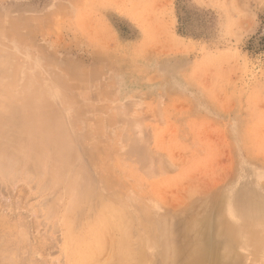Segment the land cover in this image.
I'll return each mask as SVG.
<instances>
[{
  "label": "rangeland",
  "instance_id": "obj_1",
  "mask_svg": "<svg viewBox=\"0 0 264 264\" xmlns=\"http://www.w3.org/2000/svg\"><path fill=\"white\" fill-rule=\"evenodd\" d=\"M2 150L0 264H264V0H0Z\"/></svg>",
  "mask_w": 264,
  "mask_h": 264
},
{
  "label": "bare ground",
  "instance_id": "obj_2",
  "mask_svg": "<svg viewBox=\"0 0 264 264\" xmlns=\"http://www.w3.org/2000/svg\"><path fill=\"white\" fill-rule=\"evenodd\" d=\"M2 63V62H1ZM137 122H139V121H137ZM136 122V123H137ZM135 126H137V125H135ZM141 126V125H140ZM141 128V127H140ZM11 141V140H10ZM20 145H22V144H20ZM3 146V145H2ZM15 149V148H14ZM13 149V150H14ZM21 149V148H20ZM22 149H24V148H22ZM90 150V149H89ZM20 151H24V150H20ZM79 151V150H78ZM26 152V151H25ZM28 152V151H27ZM36 152H38L37 150H36ZM77 152V151H76ZM17 153H18V151H17ZM51 153V152H50ZM85 153V152H84ZM41 154V153H40ZM79 154V153H78ZM77 154V155H78ZM82 154V153H81ZM90 154V153H89ZM19 155H21V157L20 158H24L25 156H23L22 157V152L20 153L19 152ZM24 155H25V153H24ZM44 156V155H43ZM80 156V155H79ZM78 156V157H79ZM15 157H18L17 155L15 156V154L12 152V151H5V150H2L1 152H0V171L2 172V174L4 175V172H7L6 170L7 169H9L10 168V170L9 171H12L11 169H13V166L15 167V166H19L20 164L18 163L17 164V161H15L16 160V158ZM29 158V155H28V153H27V155H26V158ZM25 159V158H24ZM23 160V159H22ZM21 159H20V161H22ZM49 160V159H48ZM26 161H27V159H26ZM44 161V160H43ZM16 164H15V163ZM13 163V164H12ZM20 163H22V162H20ZM38 164V163H37ZM25 164L24 163H22V166H24ZM45 165V164H44ZM21 166V165H20ZM21 166V167H22ZM27 166V165H26ZM12 167V168H11ZM21 167H20V169H21ZM42 168H44V166H41ZM47 167V166H46ZM44 168V170L45 169H47V168ZM20 169H18L19 171H17V175L19 174V172H20ZM29 168H27L26 170H28ZM73 169H74V167H73ZM22 170V169H21ZM26 170H24V173H25V171ZM30 170V169H29ZM38 170H39V167H38ZM23 171V170H22ZM46 171V170H45ZM15 172V171H14ZM27 172V171H26ZM29 172V171H28ZM37 173H38V171H36ZM149 172V171H148ZM8 173V172H7ZM11 173V172H10ZM10 173L9 174H6L5 173V177H2L3 175H1V177L2 178H9V181H10V177H7V176H9L10 175ZM23 173V174H24ZM31 173H32V171H31ZM34 174V173H33ZM45 174V173H44ZM12 175H15V173L14 174H12ZM35 175V174H34ZM26 176V175H25ZM28 176V175H27ZM38 176V175H37ZM46 175H44V177H45ZM49 176H50V174H49ZM14 178H15V176H13ZM29 177V176H28ZM31 177V176H30ZM35 177V176H34ZM33 177V178H34ZM52 177V176H51ZM17 178H19V177H17ZM38 178H40V176H38ZM42 178V177H41ZM40 178V179H41ZM46 178V177H45ZM74 178H76V177H74ZM79 178V177H78ZM256 178H257V176H256ZM12 179V178H11ZM16 179V178H15ZM13 180V179H12ZM32 180V179H31ZM30 180V181H31ZM43 180H44V178H43ZM42 180V181H43ZM62 180H64V179H62ZM17 181V180H16ZM28 181H29V179H28ZM37 181H39L38 179H37ZM47 181H49V180H47ZM51 181H53V180H51ZM21 182V181H20ZM32 182V181H31ZM75 182V181H74ZM10 183H11V181H10ZM42 183V182H41ZM45 183H47V182H45ZM88 183H89V181H88ZM51 184V183H50ZM76 184V183H75ZM9 185V184H8ZM35 185V184H34ZM51 185H54V184H51ZM60 186V185H59ZM59 186H58V188H59ZM73 186H74V184H73ZM8 187V186H7ZM32 187V186H31ZM53 187V186H52ZM51 187V188H52ZM70 187V186H69ZM84 187V186H83ZM10 188V187H9ZM40 188H42V185H40ZM84 189V188H83ZM87 189V188H86ZM89 189V188H88ZM98 189V188H97ZM18 190V189H17ZM73 190H75L73 193H75V195L77 194V195H79L80 196V192L78 191V188L76 187H74V189ZM99 190V189H98ZM64 191V190H63ZM67 191V190H66ZM44 192V191H43ZM58 192V191H57ZM56 192V193H57ZM7 193V192H6ZM41 193V192H40ZM64 193H65V191H64ZM69 193V192H68ZM72 193V192H71ZM100 193V192H99ZM115 194V193H114ZM55 195H57V194H55ZM64 195V194H63ZM99 195V194H98ZM104 195V194H103ZM111 195V194H110ZM1 196V195H0ZM100 196H101V194H100ZM106 196V195H105ZM91 197V196H90ZM111 197V196H110ZM117 197V196H116ZM128 197V196H127ZM126 197V198H127ZM190 197V196H189ZM46 198V197H45ZM72 198V197H71ZM96 198H98V197H96ZM74 198H72L71 199V201L73 200ZM91 199V198H90ZM100 198H98V200H99ZM115 199V198H114ZM132 199V198H131ZM131 199H129V200H131ZM70 200V199H69ZM87 200H89V199H86V201ZM96 200V199H95ZM116 200V199H115ZM128 200V201H129ZM121 201H123V200H121ZM73 202V201H72ZM90 202V201H89ZM111 202V201H110ZM119 202V201H118ZM132 202V201H131ZM61 203H62V201H61ZM60 203V204H61ZM69 203H70V201H69ZM84 203V202H83ZM87 203V202H86ZM58 204V203H57ZM112 204V203H111ZM116 204V203H115ZM117 204H119V203H117ZM229 210L233 213L234 211V213H236V215H242V211H241V209L238 207V205L236 204V202H235V199L231 196V197H229ZM52 205V204H51ZM63 205V204H62ZM67 205V204H66ZM86 205V204H85ZM90 205V204H89ZM132 205V204H131ZM2 206V205H1ZM83 206V205H82ZM87 206H88V204H87ZM102 206V205H101ZM114 206V205H113ZM118 206V205H117ZM135 206V205H134ZM54 207V206H53ZM58 207V206H57ZM92 207V206H91ZM118 207H123V205L122 206H118ZM38 208V207H37ZM49 208H50V206H49ZM56 208V207H55ZM65 208V207H64ZM68 208H71V206L70 207H68L67 206V209ZM79 208H80V206H79ZM32 209V208H31ZM81 209V208H80ZM86 209H88V207L86 208ZM97 209V208H96ZM95 209V210H96ZM99 209V208H98ZM123 209V208H122ZM33 210V209H32ZM70 210V209H69ZM68 210V211H69ZM89 210V209H88ZM144 210H145V208H144ZM39 211H40V209H39ZM53 211V210H52ZM67 211V212H68ZM71 211V210H70ZM81 211V210H80ZM94 211V210H93ZM107 211V210H106ZM146 211H148V210H146ZM175 211V210H174ZM181 211V210H180ZM1 213V212H0ZM74 213V212H73ZM73 213H70V214H68V216L69 217H71V216H73L72 214ZM94 213H95V211H94ZM106 213H108V211L106 212ZM114 213H116V212H114ZM143 214H144V212H142ZM39 214V213H38ZM49 214H51V213H49ZM53 214V213H52ZM85 214V216H86V212L84 213ZM87 214H89V213H87ZM97 214V213H96ZM109 214V213H108ZM121 214H122V212H121ZM128 214H129V212H128ZM132 214V213H131ZM130 214V215H131ZM147 214V213H146ZM145 214V215H146ZM149 214V213H148ZM4 215V214H3ZM75 213H74V218H75ZM99 215V214H98ZM97 215V216H98ZM103 215V214H102ZM116 215H117V213H116ZM123 215V214H122ZM49 216H51V215H49ZM84 216V215H83ZM103 216H106V215H103ZM163 216V215H162ZM171 216V215H170ZM33 217V216H32ZM35 217V216H34ZM38 217H40V215L38 216ZM94 217V216H93ZM107 217H108V215H107ZM114 217L116 218V216L114 215ZM126 217V216H125ZM132 217V216H131ZM172 217V216H171ZM79 218V217H78ZM81 218V217H80ZM79 218V219H80ZM84 218V217H83ZM89 218H91L90 216H89ZM99 218V217H98ZM108 218H110V217H108ZM117 218H118V216H117ZM127 218H128V215H127ZM66 219V218H65ZM64 219V220H65ZM76 219V218H75ZM85 219H86V217H85ZM130 219V218H129ZM128 219V220H129ZM152 219V218H151ZM172 220V222H173V218H171ZM19 220V219H18ZM91 220V219H90ZM106 220V219H105ZM114 220V219H113ZM128 220H127V222H128ZM163 220H164V217H163ZM170 220V219H169ZM1 221V220H0ZM43 221V220H42ZM73 221V220H72ZM71 221V222H72ZM107 221H109V220H107ZM116 221V220H115ZM145 221V220H144ZM161 221H162V218H161ZM20 222V221H19ZM79 222V221H78ZM83 222H84V220H83ZM97 222V221H96ZM130 222V221H129ZM135 222H136V220H135ZM147 222V221H146ZM149 222H150V219H149ZM156 222V221H155ZM157 222H159V221H157ZM172 222H169V224L170 223H172ZM41 223H43V222H41ZM82 223V222H81ZM95 223V222H94ZM160 223V222H159ZM164 223V222H163ZM259 223V222H258ZM98 224V223H97ZM109 224H111V223H109ZM138 224H139V222H138ZM145 224V223H144ZM156 224V223H155ZM158 224V223H157ZM162 224V223H161ZM165 224H167V223H165ZM259 224H261L262 225V223H259ZM45 225V224H44ZM127 225H128V223L126 224V222H117V224L115 225V227H114V229L118 232V234L120 235V237H118L116 240L114 239V241L112 242V244L111 243H108V244H110L109 245V247H112L113 246V249H112V253H111V255H110V259L112 260V261H114V262H116V264H131V262H133L132 260H134L135 259V257L132 255V252L130 251V249L127 247L128 246V244L131 242H129L128 240H126L127 238H125V236L123 235V233H126L127 231H128V229L130 228H128L127 227ZM151 225V224H150ZM158 225H160V224H158ZM256 225V224H255ZM37 226V225H36ZM43 226V225H42ZM96 226H98V225H96ZM113 226H114V224H113ZM129 226V225H128ZM133 226V225H132ZM146 226H147V223H146ZM156 226V225H155ZM165 226V225H164ZM174 225L173 224H170V228L171 227H173ZM263 226V225H262ZM18 227V226H17ZM50 227V226H49ZM76 227H77V225H76ZM75 227V228H76ZM99 227V226H98ZM135 227V226H134ZM151 227V226H150ZM166 227H168L167 225H166ZM166 227H164V229L166 230V229H168V228H166ZM175 227V226H174ZM173 227V228H174ZM21 228V227H20ZM51 228V227H50ZM79 228V227H78ZM88 228L89 229H92L91 227H89L88 226ZM95 228V227H94ZM110 227L108 226V229H109ZM128 228V229H127ZM132 228V227H131ZM147 228V227H146ZM158 229H159V227H157ZM157 228H155V230L157 229ZM161 228H163V226L161 227ZM173 228H171L172 230H173ZM70 229H71V227H70ZM96 229V228H95ZM230 229H233V228H230ZM76 230V229H75ZM86 230V229H85ZM106 230V229H105ZM104 230V231H105ZM110 230V229H109ZM134 230V229H133ZM162 230V229H161ZM220 230V229H219ZM222 230V229H221ZM251 230V229H250ZM1 231V230H0ZM4 231V230H3ZM48 231V230H47ZM54 231H55V229H54ZM57 231V230H56ZM87 231V230H86ZM141 231H142V229H141ZM164 230H162L161 232H163ZM167 231H169V234H165V235H172V233H171V231L170 230H167ZM223 231V230H222ZM261 230H259V232H260ZM264 231V230H263ZM2 232V231H1ZM20 232V231H19ZM40 232V231H39ZM70 232V231H69ZM88 232V231H87ZM99 232V231H98ZM107 232H109V234L111 233L110 231H107ZM107 232L105 233V234H107ZM149 232V231H148ZM158 232V231H157ZM166 232V231H165ZM164 232V233H165ZM175 232V231H174ZM180 232V231H179ZM219 232V231H218ZM259 232H256V231H254V230H251V242H256V243H259V240H261V237H262V234H260ZM83 233V232H82ZM176 233V232H175ZM221 233V232H220ZM219 233V234H220ZM85 234V233H84ZM88 234V233H87ZM105 234H103L104 236H106ZM139 234V233H138ZM146 234V233H145ZM161 234H163V233H161ZM60 235V234H59ZM76 235V234H75ZM89 235V234H88ZM87 235V236H88ZM92 236H93V234H91ZM95 236H94V239H93V243H90L88 246H87V248H88V251H89V254H90V257H88V258H85L86 260H89V262H88V264H93V262H94V260H96L97 259V257L102 253V251H103V249H104V247H105V245H106V241L104 240V238L101 236V235H98V234H94ZM110 235H114L113 233L112 234H110ZM132 235V234H131ZM146 235H148V234H146ZM152 235V234H151ZM159 235V237L161 236L160 235V233L158 234ZM163 236L162 238H164L165 237V240L167 239L166 238V236ZM217 235H218V233H217ZM8 236V235H7ZM92 236H91V238H92ZM220 236V235H219ZM79 237V236H78ZM107 237V236H106ZM105 237V238H106ZM127 237V236H126ZM173 237H175L174 235L173 236H171V238H170V236H169V240L168 241H170V239H173ZM18 238V237H17ZM30 238V237H29ZM32 238V237H31ZM108 238V237H107ZM161 238V237H160ZM219 238V237H218ZM50 239V238H49ZM80 239V238H79ZM89 239V238H88ZM139 239V238H138ZM2 240H4V239H2ZM29 240V239H28ZM109 240H110V238H109ZM142 240V239H141ZM151 240V239H150ZM153 240V239H152ZM174 240V239H173ZM173 240H171V241H173ZM22 241V240H21ZM21 241H20V243H21ZM25 241V240H24ZM75 241V240H74ZM73 241V242H74ZM81 241V240H80ZM91 241V240H90ZM112 241V240H111ZM110 241V242H111ZM161 241H163L162 239H161ZM170 241V242H171ZM179 241V240H178ZM55 242V241H54ZM73 242H72V244H73ZM84 242V241H83ZM129 242V243H128ZM137 242V241H136ZM152 242V241H151ZM169 242V244H172V245H174L173 244V242H171L170 243ZM2 243V242H1ZM23 243V242H22ZM33 243V242H32ZM38 243V242H37ZM42 243V242H41ZM75 243V242H74ZM164 243H165V246H166V243H167V241H164ZM25 244V243H24ZM45 244H47L46 242H45ZM49 244H50V242H49ZM83 244V243H82ZM144 244V243H143ZM178 244H179V242H178ZM13 245V244H12ZM22 245V244H21ZM32 245V244H31ZM84 245V244H83ZM18 246V245H17ZM33 246H34V244H33ZM50 246V245H49ZM135 246V245H134ZM133 246V247H134ZM152 246V245H151ZM164 246V245H163ZM163 246H162V248H163ZM164 246V248H166ZM167 246H168V248H169V245L167 244ZM171 246V245H170ZM175 247H176V244L174 245ZM224 246H226V245H224ZM224 246H222V247H224ZM229 246V245H228ZM8 247V246H7ZM44 247H45V245H44ZM55 247V246H54ZM72 247V246H71ZM79 247V246H78ZM130 247V246H129ZM17 248V247H16ZM25 248V247H24ZM46 248V247H45ZM49 248H52V247H49ZM131 248H132V246H131ZM173 247L171 246L169 249L171 250ZM179 248V247H178ZM226 248H227V246H226ZM2 249V248H1ZM30 249H32V248H30ZM133 249V248H132ZM134 249H135V247H134ZM133 249V250H134ZM168 249V250H169ZM177 248H175V250H176ZM224 249V248H223ZM45 250V249H44ZM75 250V249H74ZM132 250V251H133ZM145 250V249H144ZM39 251H40V249H39ZM136 252H137V250H135ZM135 251H134V253H135ZM223 251H225V249L223 250ZM72 252V251H71ZM145 251H143V253H144ZM175 252V251H174ZM177 250H176V252L174 253V254H176L177 255ZM29 253H30V251H29ZM34 253V252H33ZM40 253V252H39ZM46 253V252H45ZM77 253V252H76ZM85 253V252H84ZM153 253V252H152ZM151 253V254H152ZM165 253V252H164ZM168 253V252H167ZM167 253H165V254H167ZM171 253V255L170 256H173L172 254H173V252H170ZM223 253V252H222ZM226 253V252H225ZM230 253V252H229ZM35 254V253H34ZM33 254V255H34ZM36 254H37V252H36ZM44 253L42 252V255H43ZM72 254V253H71ZM106 254V253H105ZM138 254H139V252H138ZM145 254V253H144ZM144 254H142V255H144ZM163 254V253H162ZM161 254V255H162ZM227 254V253H226ZM226 254H225V256H226ZM232 254H233V252H232ZM26 255V254H25ZM38 255V254H37ZM65 255V254H64ZM77 255V254H76ZM142 255L140 256V257H142ZM35 256V255H34ZM65 256H68V255H65ZM147 256V255H146ZM165 256L167 257L168 255H163V257L165 258ZM231 256V255H230ZM8 257H9V255H8ZM24 257V256H23ZM71 257V256H70ZM134 257V258H133ZM144 257H145V255H144ZM144 257H143V259H144ZM162 257V258H163ZM228 257V256H227ZM227 257H224V258H227ZM236 257H237V255H236ZM236 257H235V255H234V258L236 259ZM259 257V256H258ZM7 258V257H6ZM68 258V257H67ZM80 258V257H79ZM83 258V257H82ZM102 258H104V257H102ZM163 258V259H164ZM167 258H169V257H167ZM164 259V262H163V264H165L166 263V261L165 260H167L168 261V259ZM224 258H222V260H224ZM230 258V257H229ZM8 259V258H7ZM23 260L25 259V258H22ZM38 259V258H37ZM36 259V260H37ZM44 259V258H43ZM81 259V258H80ZM85 259H84V261H85ZM106 259H107V257H106ZM149 259V258H148ZM147 259V260H148ZM179 259V258H178ZM20 260V259H19ZM18 260V261H19ZM54 260V259H53ZM76 260V259H75ZM174 260H176V258L174 259ZM174 260L172 261L173 263H174ZM230 260V259H229ZM38 261V260H37ZM41 261V260H40ZM66 261V260H65ZM68 261V260H67ZM81 261V260H80ZM83 261V262H84ZM102 261V260H101ZM135 261V260H134ZM142 261V260H141ZM146 261V260H145ZM163 261V260H162ZM170 261V262H171ZM231 261H233V260H231ZM24 262V261H23ZM26 262V261H25ZM42 262H43V260H42ZM62 262V261H61ZM106 262H108V259L106 260ZM106 262H104V263H106ZM35 263V262H34ZM48 263V262H47ZM54 264L56 263V262H53ZM101 263V262H100ZM103 263V264H104ZM139 263V262H138ZM142 263V262H141ZM160 263H162V262H160ZM218 263H219V261H218ZM27 264V263H26ZM45 264V263H44ZM143 264V263H142ZM168 264V263H167ZM170 264V263H169Z\"/></svg>",
  "mask_w": 264,
  "mask_h": 264
}]
</instances>
